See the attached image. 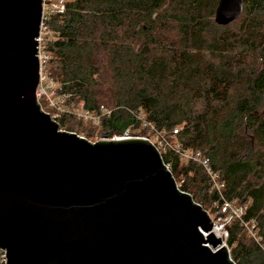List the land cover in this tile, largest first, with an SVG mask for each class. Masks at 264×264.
Wrapping results in <instances>:
<instances>
[{
	"label": "trees",
	"instance_id": "16d2710c",
	"mask_svg": "<svg viewBox=\"0 0 264 264\" xmlns=\"http://www.w3.org/2000/svg\"><path fill=\"white\" fill-rule=\"evenodd\" d=\"M61 3L47 13L46 70L66 103L111 113L98 125L62 114L60 128L91 141L127 127L144 135L141 112L173 144L203 152L220 191L197 162L172 149L161 158L208 214L225 217V203L245 207L225 225L229 256L264 264V0L244 1L227 25L214 21L218 0Z\"/></svg>",
	"mask_w": 264,
	"mask_h": 264
},
{
	"label": "water",
	"instance_id": "95a60500",
	"mask_svg": "<svg viewBox=\"0 0 264 264\" xmlns=\"http://www.w3.org/2000/svg\"><path fill=\"white\" fill-rule=\"evenodd\" d=\"M244 1L218 0L215 23L236 20ZM41 14L42 0H0L5 264H235L149 140L92 142L40 109Z\"/></svg>",
	"mask_w": 264,
	"mask_h": 264
},
{
	"label": "built area",
	"instance_id": "2783aa9c",
	"mask_svg": "<svg viewBox=\"0 0 264 264\" xmlns=\"http://www.w3.org/2000/svg\"><path fill=\"white\" fill-rule=\"evenodd\" d=\"M63 8L64 4L59 3L56 0H42V14L38 35L36 37L37 57L39 61V78L35 89L36 101L40 106V109L49 114L51 119L57 123L62 114H72L77 118L83 119L84 121L91 122L93 125H98L104 116L110 115L111 110L101 105L97 110L91 111L84 106L83 102H79L76 105L74 103H66L65 100L67 99L68 95L64 93H58L56 83L46 70L48 54L45 51L44 44L46 40L45 37L48 35V27L46 25L47 13L50 10H63ZM40 101H42L43 104L40 103ZM136 118L141 123V126L145 128L147 134L133 135L131 133V127H127L121 133L115 132L110 137L100 136L98 139H124L132 137L147 139L157 149L161 156L167 150L172 149L183 160H192L200 164L209 176L212 188L220 191L224 187V183L220 181L218 174L211 169L209 158L203 152L199 150L195 151L190 149H182L179 144H173L168 138L169 134L166 132V130L157 129L153 123L144 120L143 114L141 112L137 113ZM175 133H177V129H173L171 132L172 135ZM82 137L85 138L84 136ZM165 165L168 169H170L169 164ZM177 186L179 187L178 183ZM244 208L245 207L240 205L235 206L233 203H225L222 207V211L226 213V215L225 217L216 218V222L218 221L219 224L214 222L213 230H216L218 237L223 240L224 244L227 237V230L225 228L226 223L230 222L234 217L239 218L243 214Z\"/></svg>",
	"mask_w": 264,
	"mask_h": 264
},
{
	"label": "rangeland",
	"instance_id": "374dc122",
	"mask_svg": "<svg viewBox=\"0 0 264 264\" xmlns=\"http://www.w3.org/2000/svg\"><path fill=\"white\" fill-rule=\"evenodd\" d=\"M57 2H59V3H61V2H63V1H65V0H56ZM236 23H234V24H232V25H235ZM62 130H64L63 128H61ZM99 137H97L94 141H96L97 139H98ZM88 140H90V139H88ZM91 141V140H90ZM93 142V141H92ZM180 182H181V180L178 182V184H180ZM208 212H210L209 211V208H208V210H207ZM209 216H210V218H211V220L213 221V222H215V223H217V224H219V222L217 221L216 222V217H214V215L212 214V213H209ZM218 236V235H217ZM226 245V244H225Z\"/></svg>",
	"mask_w": 264,
	"mask_h": 264
},
{
	"label": "bare ground",
	"instance_id": "6f19581e",
	"mask_svg": "<svg viewBox=\"0 0 264 264\" xmlns=\"http://www.w3.org/2000/svg\"><path fill=\"white\" fill-rule=\"evenodd\" d=\"M213 232H214V234L217 236V232H216V230H215V229L213 230Z\"/></svg>",
	"mask_w": 264,
	"mask_h": 264
}]
</instances>
